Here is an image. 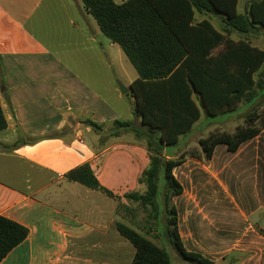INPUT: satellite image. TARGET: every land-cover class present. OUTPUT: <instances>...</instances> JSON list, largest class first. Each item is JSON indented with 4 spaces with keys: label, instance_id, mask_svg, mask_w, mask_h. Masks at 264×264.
Masks as SVG:
<instances>
[{
    "label": "crops",
    "instance_id": "1",
    "mask_svg": "<svg viewBox=\"0 0 264 264\" xmlns=\"http://www.w3.org/2000/svg\"><path fill=\"white\" fill-rule=\"evenodd\" d=\"M250 1L240 0L241 13ZM214 17L222 20L195 16ZM138 77L82 0H0V105L8 124L0 132V216L30 231L0 264L132 263L136 250L118 231L119 207L109 210L99 204L104 194L66 176L89 164L122 203L139 192L125 186L133 182L134 190L139 182L129 170L141 155L149 166L147 145L133 134L109 132L116 121L140 126L132 108L133 120L126 119L120 87L136 102L131 86ZM252 107L236 115L243 124ZM88 121L103 130L96 132ZM195 126L183 152L201 150L206 137L193 135ZM165 153L176 156L167 148ZM202 158H190L202 165L193 169L198 172L175 176L184 189L172 199L182 245L214 264H264V130L235 153L219 145L210 159Z\"/></svg>",
    "mask_w": 264,
    "mask_h": 264
},
{
    "label": "trees",
    "instance_id": "2",
    "mask_svg": "<svg viewBox=\"0 0 264 264\" xmlns=\"http://www.w3.org/2000/svg\"><path fill=\"white\" fill-rule=\"evenodd\" d=\"M82 1L104 35L120 46L139 75L131 89L140 126L116 121L109 131L114 137L133 134L148 149L150 163L139 180L145 192L127 194L125 199L149 210L157 223L166 219L171 243L185 261L214 264L188 252L181 243L172 199L184 191L174 170L185 162L186 155L168 159L165 150L177 146L181 136L192 132L202 118L200 107L208 116L219 117L236 113L241 107H256L264 98V49L250 39L264 29V0H251L244 14L239 11L240 0ZM197 13L220 15L221 29L208 19L197 21ZM87 124L96 132L103 130L92 121ZM7 126L0 105V132ZM263 130L264 105L254 108L234 132H213L202 139L201 150L193 151L190 157L200 159L198 153L210 159L219 145L235 153ZM18 145L16 142L13 146ZM66 177L122 203L120 196L101 185L89 164ZM123 209L120 205V215ZM118 231L136 250L131 264H172L170 253L147 235L122 222ZM29 234L25 226L0 216V262Z\"/></svg>",
    "mask_w": 264,
    "mask_h": 264
},
{
    "label": "rangeland",
    "instance_id": "3",
    "mask_svg": "<svg viewBox=\"0 0 264 264\" xmlns=\"http://www.w3.org/2000/svg\"><path fill=\"white\" fill-rule=\"evenodd\" d=\"M218 29H221V21L220 18L214 17L211 21ZM260 36V37H259ZM252 35L250 36V39L253 43V45L260 47L264 49V32H262V35ZM235 38H239L237 36H234ZM125 56V55H124ZM135 70V69H134ZM122 85V84H121ZM124 87V85H122ZM121 87V86H120ZM132 95L131 94H125L124 100H123V112L128 120H133L132 114L129 110V108H132V112L134 115V104ZM132 103V104H131ZM264 105V98L260 99L256 107H252L246 112V116L254 111V108H262ZM245 107H241L236 113L223 115L219 117H210L208 116L206 110L202 108V119L200 122H198L195 126V131L193 132V135H196L197 133H200L201 136L207 137L213 132H222L227 131L232 133L235 130L236 125H240L242 123V116L236 117L239 113H241ZM261 111V110H260ZM245 121V119H244ZM243 124V123H242ZM210 133V134H209ZM199 137H196V140ZM192 139V135H184L180 138L179 144L177 146L168 147L167 152L169 154L175 155L174 157H179L182 154L186 155V158H189V163L187 164V167H183L181 169H176L175 176H178L179 178H182V176H192L194 173L198 172V170H193L195 168H201L202 165H195L190 160V154L194 152L199 151L198 147H190L188 151L183 152L184 148L186 147V143L189 142V140ZM196 140L192 142L193 145H196ZM200 158H204L203 154L196 153ZM202 158V159H203ZM148 157H142L140 156V159H137L136 164L132 169L129 170V176H137L139 175L141 177L143 171L147 169L148 167ZM124 168L127 169V166H124ZM190 170H193L192 173L188 172ZM200 171V170H199ZM103 176V174H101ZM200 176V175H198ZM139 177V178H140ZM132 181V180H131ZM129 183L127 186H125V189L128 191V187H130L131 191H139L140 193L145 192V186L140 184L139 182L136 183V186L133 190V182L130 183V181H127L126 184ZM163 186V183H161V186ZM102 203L108 209L112 207H119L120 205L124 207L121 217H122V223L125 225L136 229L137 231L141 232L142 234H145L148 236L149 239H151L153 242H155L157 245L164 247L171 255L172 258V264H192L185 261L182 256L179 254V252L176 250V248L171 243L170 237L167 233V224L166 219L164 218L163 221H160L157 223V221L154 220V218L149 215V210H144L139 206V204L130 203L128 201L119 203L117 201H113L110 198L101 195V202L99 200V204ZM126 206H129V209H125ZM210 206L208 207V209ZM210 213L213 215L214 209L209 210ZM214 213H217L216 211ZM218 214V213H217ZM218 219V217H216ZM156 232L160 233V235H156ZM130 244V243H128ZM131 246V244H130ZM132 247V246H131ZM133 248V247H132Z\"/></svg>",
    "mask_w": 264,
    "mask_h": 264
},
{
    "label": "water",
    "instance_id": "4",
    "mask_svg": "<svg viewBox=\"0 0 264 264\" xmlns=\"http://www.w3.org/2000/svg\"><path fill=\"white\" fill-rule=\"evenodd\" d=\"M121 90H122V93L123 94H127L129 91L126 89V88H124L123 86H121Z\"/></svg>",
    "mask_w": 264,
    "mask_h": 264
}]
</instances>
